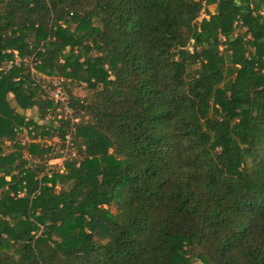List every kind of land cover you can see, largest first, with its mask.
I'll use <instances>...</instances> for the list:
<instances>
[{
    "label": "trees",
    "instance_id": "1",
    "mask_svg": "<svg viewBox=\"0 0 264 264\" xmlns=\"http://www.w3.org/2000/svg\"><path fill=\"white\" fill-rule=\"evenodd\" d=\"M0 264H264V0H0Z\"/></svg>",
    "mask_w": 264,
    "mask_h": 264
},
{
    "label": "rangeland",
    "instance_id": "2",
    "mask_svg": "<svg viewBox=\"0 0 264 264\" xmlns=\"http://www.w3.org/2000/svg\"><path fill=\"white\" fill-rule=\"evenodd\" d=\"M208 8H209V10H210L211 12H214V11H215V5H210ZM204 16H206V14H205V13H202V14L199 16V20L202 19ZM43 77L46 78L49 82L55 84V86H57V87L55 88V90L57 89L56 91L60 90V88H63V85H62L61 82H60V81H62V80H60L59 77H56V76H43ZM50 88H51V87H49V89H50ZM63 89H64V88H63ZM53 91H54V89H53ZM63 91H64L65 96H68V95H67V94H68L67 91H66V90H63ZM74 92H75L76 94L81 95V96H85V95L87 94V91L84 90V89L81 88V87H77V88H75V89H74ZM56 93H57V92H56ZM57 96L61 97L62 95H61L60 93H58ZM63 98H64V96H63ZM61 110H62V114H63V113L67 114V113H68L67 110H69V109L65 110L63 107H61L60 109L57 110V112H61ZM26 114L29 115V116H34V115L36 114V112H35L34 110H32V111L30 110V111H27ZM19 135H20V139H19V140L21 141L22 144H24L25 142H27L28 140H30V137H29V135H28V133H27L26 130H25L24 132L20 133ZM55 140H56V139H55ZM52 142H54V141L50 140V141H48V144H50V143H52ZM4 148L6 149V151H13V150L16 149V148L12 145V143L9 142V141L6 142ZM48 168H49V169H53V168H56V169H57V168H62V158H61V159H52V160L49 162ZM111 210H112V212H115V211H116V207H115V206H112V207H111Z\"/></svg>",
    "mask_w": 264,
    "mask_h": 264
},
{
    "label": "built area",
    "instance_id": "3",
    "mask_svg": "<svg viewBox=\"0 0 264 264\" xmlns=\"http://www.w3.org/2000/svg\"><path fill=\"white\" fill-rule=\"evenodd\" d=\"M57 87V86H56ZM55 87V88H56ZM57 90V89H56ZM55 89H54V91H53V89L51 90V94L53 95V97L56 99V100H60L63 104H64V109L65 110H67V109H69L68 108V102H67V96H65V94H64V91H63V88H60V90H58V91H56ZM57 92V93H56ZM58 93H60L62 96L61 97H59V96H57V94ZM63 96H64V98H63ZM67 112H71V110L69 109V110H67ZM69 137L70 136H67V138L69 139ZM66 157H63L62 158V162H63V160L65 159Z\"/></svg>",
    "mask_w": 264,
    "mask_h": 264
}]
</instances>
